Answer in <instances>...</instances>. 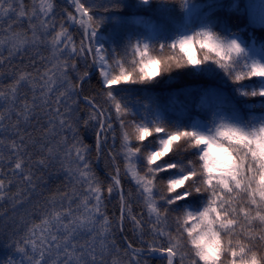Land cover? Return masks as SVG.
<instances>
[{
    "label": "snow or ice",
    "instance_id": "1",
    "mask_svg": "<svg viewBox=\"0 0 264 264\" xmlns=\"http://www.w3.org/2000/svg\"><path fill=\"white\" fill-rule=\"evenodd\" d=\"M71 7L74 12L66 11L56 31L55 0H32L30 10L24 0H0V75L6 65L11 70L15 58L27 57L33 69L10 71L11 82L6 85L0 80V200L16 180L23 191L12 198L14 204L29 199V193L43 196L38 191L42 177L37 173L44 170L62 173L67 182L64 190L44 200L41 223L27 229L25 247L16 250L27 264H109L106 257L117 247L115 232L117 228L122 231L128 219L133 231L141 234L146 223L150 225L147 231L154 239L149 250L159 253L166 264H264V116L244 119L215 112L210 126L194 121L190 127H166L159 118L138 122L129 105L114 95V87L151 82L172 65L165 67L161 60L148 56L147 44L143 49L137 44L133 55L139 60L133 63L139 67L128 71L119 59L107 57L105 48L97 46L101 21L94 19L91 6L84 0H71ZM25 21L27 30L23 29ZM249 21L264 26V0L250 6ZM68 22L80 25L90 41L87 51L92 54V66H98L119 120L121 144L118 152L110 153L116 166L106 186L92 170L89 155L93 149L80 136L81 120L73 107L77 89L89 73L72 62L78 49ZM170 47L182 54L176 68L211 61L233 84L241 85L237 91L242 96L264 97V63L251 58L236 39H221L206 30ZM43 49L51 55L45 56ZM84 51L81 42L79 52ZM253 77L259 86L243 87L242 82ZM89 103L93 112L82 124L93 127L99 153L114 129L111 118L100 120L102 111ZM129 128L134 129L137 143L131 142ZM150 138L158 140V146L145 151ZM117 156L124 161L125 176L135 182L127 193ZM5 167L11 179H6ZM114 193L120 202L118 221L110 220L104 210ZM197 197L201 204L197 210H179L182 203L187 205ZM134 202L140 205L139 214L133 211ZM170 217L173 224H169ZM110 264L120 261L113 258Z\"/></svg>",
    "mask_w": 264,
    "mask_h": 264
},
{
    "label": "trees",
    "instance_id": "2",
    "mask_svg": "<svg viewBox=\"0 0 264 264\" xmlns=\"http://www.w3.org/2000/svg\"><path fill=\"white\" fill-rule=\"evenodd\" d=\"M84 2L91 6L94 19L101 21L95 42L103 45L107 57L119 59L128 71H132L134 67L137 69L139 67L138 63H133L139 60L138 56L133 55L134 47L139 44L143 49V45L147 44L149 57L161 60L165 67L172 65L171 70L164 72L151 82L122 84L114 87V95L129 105L138 122L148 123L159 118L166 127H172L174 124L190 127L194 121H200L201 126L207 124L210 126L212 115L215 112L248 119L264 111L262 110L264 109V97L242 96L237 91L241 85L233 84L224 71L211 61L198 67L176 68V60L182 54L179 53L178 48L173 50L170 47L172 43L185 36L210 30L222 39L240 40L241 45L247 47L249 54L257 55L259 46H261L259 51L263 52L264 26L249 21V8L250 6L256 7L257 0H84ZM24 3L26 9L30 10L32 0H24ZM55 3L56 16L59 18L56 31H59V23L66 17V11L74 12V9L64 0H55ZM5 26H7V21ZM66 26L78 49L72 62L77 64L81 72L91 71L92 63L87 53L83 30L78 24L71 22H68ZM13 27L18 31L21 30V26L15 22H13ZM27 27L25 21L23 29L27 30ZM93 27L96 25L94 24ZM81 42L85 48L84 52H79ZM95 42H91L92 47L95 46ZM161 45L165 47L161 48ZM43 52L45 56L51 55L47 49H43ZM4 56L7 57L6 51ZM40 68L41 71L44 70L43 65H40ZM16 69L21 72L33 71L27 57L23 60L15 58L11 70L7 65L4 67L0 80H3L5 85L10 83V71ZM72 78L75 83V74H72ZM257 83L258 78L253 77L251 80L242 82V85L247 89H252L258 87ZM106 91L98 72L81 86L82 96L89 98L99 106L106 120L111 118L113 124L114 131L109 134L107 143L103 144L102 170H99L96 164L98 153L94 147L96 137L93 127L84 128L82 124V121L91 115L93 108L80 101L78 89L74 97L76 103L73 105L76 109L75 115L81 120L80 136L84 143L93 149L89 155L92 170L105 186L109 182L108 173L111 175L116 166L110 153L118 152L121 144L119 120L114 108L111 107V102L108 101ZM99 119L101 120V117ZM91 124L94 125L95 121ZM127 131L132 133L131 142L137 143L134 139V129L129 128ZM150 140L151 143L145 142L148 145L145 151L158 146V140L153 138ZM116 163L121 168V182L124 192L127 193L129 189L134 188L135 182L130 176H125L124 161L121 157L117 156ZM3 171L6 179H11L8 176L7 167ZM138 171L140 175H143V170L138 169ZM37 175L42 177L38 191H42L43 196L29 193V199L14 204L12 198L23 191L18 180L8 185V190L2 194L3 199L0 200V259L3 261L19 253L16 250L18 246L25 247L23 238L28 234L27 229L33 224L41 223L39 210L45 207L44 200L56 194L58 189H65L67 182L62 173L44 170L38 172ZM159 187L163 191L165 184L162 183ZM104 194L107 196L106 191ZM133 200L135 201L134 197ZM105 203L104 210L109 219L118 221L120 217L118 195L114 193ZM200 206L199 197L190 198L189 203L187 205L182 203L179 210L186 208L189 211H195ZM133 211L139 214L140 205L134 202ZM144 215L146 218V207ZM169 224H173L172 217L169 218ZM148 227L150 225L146 223L143 234L140 231L134 232L131 221L124 220V235L135 252L155 253L149 250L154 236L147 231ZM115 243L116 250L106 257L108 261L117 257L122 264L128 262L129 264H165L162 259L133 255L125 246L119 228L115 232ZM157 243L159 244L160 241L157 240Z\"/></svg>",
    "mask_w": 264,
    "mask_h": 264
},
{
    "label": "rangeland",
    "instance_id": "3",
    "mask_svg": "<svg viewBox=\"0 0 264 264\" xmlns=\"http://www.w3.org/2000/svg\"><path fill=\"white\" fill-rule=\"evenodd\" d=\"M100 36H101V35H100ZM17 264H24V263H18V262H17Z\"/></svg>",
    "mask_w": 264,
    "mask_h": 264
}]
</instances>
